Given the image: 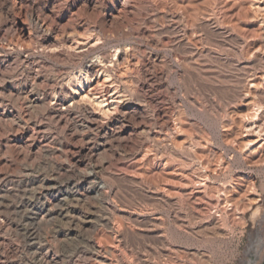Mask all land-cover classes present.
I'll list each match as a JSON object with an SVG mask.
<instances>
[{
	"label": "rangeland",
	"instance_id": "1",
	"mask_svg": "<svg viewBox=\"0 0 264 264\" xmlns=\"http://www.w3.org/2000/svg\"><path fill=\"white\" fill-rule=\"evenodd\" d=\"M262 18L0 0V264H263L264 152L234 123L264 108Z\"/></svg>",
	"mask_w": 264,
	"mask_h": 264
},
{
	"label": "bare ground",
	"instance_id": "2",
	"mask_svg": "<svg viewBox=\"0 0 264 264\" xmlns=\"http://www.w3.org/2000/svg\"><path fill=\"white\" fill-rule=\"evenodd\" d=\"M258 2V1H257ZM260 3V2H259ZM256 4V3H255ZM260 5V4H259ZM253 7H254V5H253ZM258 9L260 8L259 6L257 7ZM255 9H256V7H255ZM261 9V8H260ZM259 11V10H258ZM257 11V12H258ZM260 18V17H259ZM262 23H263V18H262ZM264 24V23H263ZM264 46V45H263ZM262 46V47H263ZM263 53H264V48H263ZM93 63V62H92ZM109 63V62H108ZM262 63H263V61H262ZM113 64V63H112ZM97 66V65H96ZM111 66V65H110ZM264 66V65H263ZM93 74V65L92 66H90V67H88L87 68V71H86V77H87V75H92ZM264 82V81H263ZM256 84H258V83H256ZM261 85V83L259 84V86ZM257 85H255V84H253V87H256ZM259 86H257V87H259ZM261 86H263V85H261ZM261 86L259 87V90H260V88H261ZM258 89V88H257ZM251 92V91H250ZM254 92V91H253ZM250 94V93H249ZM98 100V99H97ZM97 102V104L99 105V106H102L103 104H104V102L103 101H96ZM245 106V105H244ZM251 111H252V108L250 109ZM250 110H248V108H246V107H243V108H241L237 113H236V120H235V122L234 123H236L235 125H239L240 126V124H241V122L242 123H244V124H242V125H245L244 127H243V129H246V131H247V133H246V135L244 136V138L242 137V139H240V140H238L239 138H241V137H237L236 135V132L233 130H231V132L229 133V134H226L227 135V138L226 139H230L231 140V138H232V140H234L233 138L235 137L237 140H238V142H239V148H240V150H243V148H246V150H251L252 149V147L253 146H255V145H257V144H259L258 145V148L262 151V152H264V129H263V127L264 126H262V125H259L260 124V122L262 121L261 120V115L262 114H264V108L262 107V106H259L257 109H253L254 110V112H251ZM241 125V126H242ZM264 125V124H263ZM236 128V127H235ZM238 130V129H237ZM245 132V131H244ZM238 133V132H237ZM227 142H228V140H227ZM234 142V141H233ZM229 143V142H228ZM238 151H239V149H238ZM260 152V151H259ZM260 156H261V154H260ZM262 158H263V156H262ZM258 161H262V160H259L258 159ZM263 161H264V159H263ZM257 162V161H256ZM251 188V187H250ZM241 189V188H240ZM249 190V189H248ZM244 191V190H243ZM245 192V191H244ZM246 193H247V191H246ZM245 193V194H246ZM249 193V192H248ZM253 194V193H252ZM235 196V195H234ZM230 199V198H229ZM237 199V198H236ZM236 199H231L232 201L233 200H236ZM229 201V200H228ZM60 202V201H59ZM230 202V201H229ZM235 202H237V201H234V203ZM255 202V199H252L251 200V202L249 203L250 205L251 204H253ZM245 206H243V212L246 210V204H244ZM242 210V209H241ZM66 214V213H65ZM255 214V216L256 215H258V212H256V213H254ZM64 216V215H63ZM26 227V226H25ZM33 239V238H32Z\"/></svg>",
	"mask_w": 264,
	"mask_h": 264
},
{
	"label": "water",
	"instance_id": "3",
	"mask_svg": "<svg viewBox=\"0 0 264 264\" xmlns=\"http://www.w3.org/2000/svg\"><path fill=\"white\" fill-rule=\"evenodd\" d=\"M264 264V263H263Z\"/></svg>",
	"mask_w": 264,
	"mask_h": 264
}]
</instances>
